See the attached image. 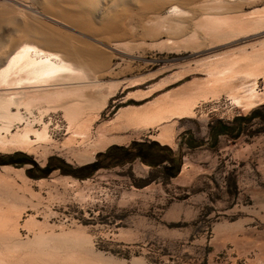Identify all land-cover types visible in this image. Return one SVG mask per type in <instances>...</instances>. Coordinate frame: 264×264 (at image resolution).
I'll list each match as a JSON object with an SVG mask.
<instances>
[{
  "label": "bare ground",
  "instance_id": "1",
  "mask_svg": "<svg viewBox=\"0 0 264 264\" xmlns=\"http://www.w3.org/2000/svg\"><path fill=\"white\" fill-rule=\"evenodd\" d=\"M263 1L16 0L13 8L7 7L18 15L11 12L13 17L8 19L4 15L10 25L0 29V151H40L46 159L50 147L58 145L42 122L51 111L60 113L64 121L61 145L80 150V159L87 161L95 151L128 139L121 133L108 134L111 131L153 129L154 139L173 144L177 121L195 116L205 102L223 99L230 109L243 111L263 104L264 88L258 87L264 77ZM246 6L253 10L246 11ZM189 10L195 13L189 21L192 31L182 40L193 49L232 37L246 38L229 51L198 59L194 69L202 77L144 104L120 106L93 133L95 120L120 84L102 81L112 71L111 55L128 58L137 46L133 36L138 26L142 36L154 40L160 33H177L184 21L181 17ZM187 17L182 19L188 22ZM107 38L125 41L110 44ZM169 42L157 44L174 48ZM182 75L178 72L144 89L130 90L124 99L148 98ZM140 81L130 78L126 86ZM35 121L41 122L40 127H34ZM61 180L70 183L67 177ZM44 183L41 180L40 186ZM41 199L22 167H0V264H114L109 257L96 258L91 238L79 229L54 230L49 214L38 209ZM81 247H86L84 253ZM132 262L143 264L139 258Z\"/></svg>",
  "mask_w": 264,
  "mask_h": 264
},
{
  "label": "rangeland",
  "instance_id": "2",
  "mask_svg": "<svg viewBox=\"0 0 264 264\" xmlns=\"http://www.w3.org/2000/svg\"><path fill=\"white\" fill-rule=\"evenodd\" d=\"M15 1L0 0L1 30L10 25L7 19ZM189 11L183 15L189 17L188 22L181 17L184 23L171 37L169 32L160 33L156 40L142 36L138 26L134 36L140 32V37L133 36L137 46L128 53L132 57L122 60L111 55L112 71L102 81L120 84L95 120L93 133L120 106L144 104L159 93L202 77L194 69L198 59L229 51L246 38L232 37L193 49L182 40L192 31L189 21L195 13ZM158 40L173 41L175 47H159ZM107 41L123 44L125 40ZM178 72L181 78L150 97L124 99L130 90L144 89ZM130 78L142 81L128 87ZM258 87L264 88V77L259 78ZM201 106L195 116L177 121L173 144L154 139L153 129L111 131L108 134L121 133L128 139L95 151L87 161L80 159V150L61 145L66 135L64 121L60 113L51 111L42 122L49 126L57 147H50L46 159L40 151H0V167H22L43 197L38 209L49 214L52 228L79 229L88 235L99 260L109 257L114 264H132L134 258L143 264H264V103L249 111L230 109L223 99ZM40 125L34 122V127ZM15 152L27 155L36 166L20 163L21 156L12 158ZM66 177L69 184L61 180ZM41 180L45 183L40 186ZM39 218L44 219L42 213ZM85 248L81 247L83 253Z\"/></svg>",
  "mask_w": 264,
  "mask_h": 264
},
{
  "label": "trees",
  "instance_id": "3",
  "mask_svg": "<svg viewBox=\"0 0 264 264\" xmlns=\"http://www.w3.org/2000/svg\"><path fill=\"white\" fill-rule=\"evenodd\" d=\"M16 156H21L23 157V160L20 161V163L24 164V163H31L33 165V167L36 166V164L34 163V161H32V159L28 158L27 155L23 154V153H20V152H15L13 153V155L11 156L12 158L13 157H16ZM13 162V161H12ZM28 174L30 172V169L27 170ZM70 172V171H69Z\"/></svg>",
  "mask_w": 264,
  "mask_h": 264
},
{
  "label": "crops",
  "instance_id": "4",
  "mask_svg": "<svg viewBox=\"0 0 264 264\" xmlns=\"http://www.w3.org/2000/svg\"><path fill=\"white\" fill-rule=\"evenodd\" d=\"M207 115H208V114H207ZM176 135H177V134H175L174 138H176ZM157 141H158V140H157ZM159 142H160V141H159ZM160 143H161V142H160ZM162 144H164V143H162ZM167 145H170V144H167ZM28 178H29V177H28ZM29 180H30V178H29Z\"/></svg>",
  "mask_w": 264,
  "mask_h": 264
}]
</instances>
